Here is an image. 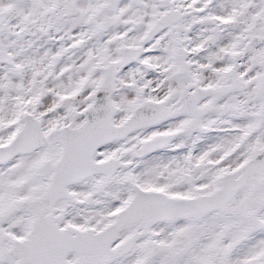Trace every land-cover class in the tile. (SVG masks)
Here are the masks:
<instances>
[{
    "label": "snow or ice",
    "instance_id": "obj_1",
    "mask_svg": "<svg viewBox=\"0 0 264 264\" xmlns=\"http://www.w3.org/2000/svg\"><path fill=\"white\" fill-rule=\"evenodd\" d=\"M0 264H264V0H0Z\"/></svg>",
    "mask_w": 264,
    "mask_h": 264
}]
</instances>
